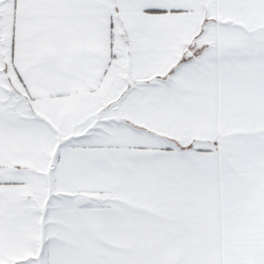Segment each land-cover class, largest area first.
<instances>
[{
	"label": "snow or ice",
	"instance_id": "obj_1",
	"mask_svg": "<svg viewBox=\"0 0 264 264\" xmlns=\"http://www.w3.org/2000/svg\"><path fill=\"white\" fill-rule=\"evenodd\" d=\"M0 264H264V0H0Z\"/></svg>",
	"mask_w": 264,
	"mask_h": 264
}]
</instances>
